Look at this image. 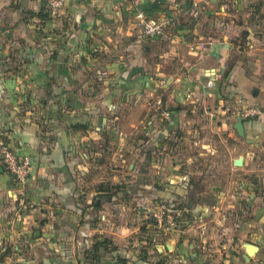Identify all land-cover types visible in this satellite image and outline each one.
Listing matches in <instances>:
<instances>
[{
  "label": "crops",
  "instance_id": "1",
  "mask_svg": "<svg viewBox=\"0 0 264 264\" xmlns=\"http://www.w3.org/2000/svg\"><path fill=\"white\" fill-rule=\"evenodd\" d=\"M137 12L173 25L163 37L139 40L132 28ZM254 107L263 116L243 123L240 138L257 144L222 151L231 174L242 163L243 177L229 184L239 186L247 219L218 264H264V180L257 194L250 177L244 180L251 172L245 154L264 149V0H66L56 17L45 0H0V130L31 168L21 187L0 164V264H81L84 249L104 239L120 250L119 231L107 225L99 203L106 182L90 177V169L104 166L105 154L119 165L129 159L133 168L141 137L145 152L160 143L165 150V141L180 136L192 139L191 148L216 153L197 125L234 130L239 111ZM172 179L168 185L183 202L181 184L192 183ZM208 189L196 196L218 199L210 208L219 213L225 194ZM150 233L142 253L147 262L189 258L178 251L191 247L180 234ZM246 244L258 248L251 257ZM193 249L200 261L203 245ZM110 257L103 253L100 264Z\"/></svg>",
  "mask_w": 264,
  "mask_h": 264
},
{
  "label": "rangeland",
  "instance_id": "2",
  "mask_svg": "<svg viewBox=\"0 0 264 264\" xmlns=\"http://www.w3.org/2000/svg\"><path fill=\"white\" fill-rule=\"evenodd\" d=\"M242 113L243 110H240L239 116ZM201 125H203V121L197 125L196 129H199L200 132L203 130V137H206L207 134L210 136V139L204 143L215 147L212 149L217 150L216 153L205 151L208 148L202 150L200 144L191 148L188 142L192 139L189 138L185 141V139H180V136H175L171 141H165L168 144L165 150H162L163 145L160 143L159 147L154 146V152H145L144 145L147 139L141 137L143 149L138 154L137 160L135 159L133 168L128 167L129 159L119 165L117 161L111 163L113 157L105 154L104 166L90 169V177H96L106 184L111 182L117 184L109 186L112 190L117 187L114 200L106 201L102 197L99 203L104 206L102 209L105 212L107 225H114L119 231L117 233L118 236H121L119 238L120 250L126 251L127 255L142 256V253L146 252V241L151 238V235H148L150 232L156 236L177 233L184 239L185 244L191 245L188 247L190 250L185 246L178 249L179 252H186L189 255V258L181 259L182 264H218V258H221V255L225 256L230 251L228 246L232 240L236 241V228L245 222L247 213L243 211L245 200L239 186L237 184L230 186L229 179L232 178L236 182V177H243V173L238 172L241 166H235L238 170L232 174L226 169L222 151L224 148L235 147L238 144L243 146L252 144L242 143L243 140L236 135L231 127L218 131L217 128L220 125H216L215 122H208L203 129H201ZM129 128L130 126H128ZM116 149L117 147L114 148V150ZM155 150L161 151L155 152ZM246 156H249L251 172L249 176H244V180L250 177L249 184H251L254 194H257L263 188L264 149L259 152L256 147L250 148L249 153L245 154ZM240 158L243 161V158ZM174 176L186 178L192 183V186L197 187L193 190V194L211 191L206 190V186L213 187L215 192L221 191L225 194V201L219 204L221 211L218 213L214 208H210L202 218L196 221H186L180 214L175 216L169 214L162 219L158 218L162 211L156 208L155 202L159 201L160 203V199L168 197L169 191L166 188ZM146 182H150L147 187H145ZM200 185H203L205 189H201ZM178 197L172 194L169 203L175 207L181 206L182 202ZM244 198L247 197L244 196ZM109 210L113 212L112 215L110 213L108 215ZM107 236L117 237L116 234ZM196 242L201 243L204 248L200 261L193 253ZM237 251L239 253L234 254L235 256L240 254L241 249L237 248ZM180 254L177 253L178 256H181ZM212 260L214 263L211 262ZM177 262L179 263L176 264H181L180 261ZM238 264H242V262Z\"/></svg>",
  "mask_w": 264,
  "mask_h": 264
},
{
  "label": "trees",
  "instance_id": "3",
  "mask_svg": "<svg viewBox=\"0 0 264 264\" xmlns=\"http://www.w3.org/2000/svg\"><path fill=\"white\" fill-rule=\"evenodd\" d=\"M248 122L253 123V122H256V120H254L253 118L243 119V123H248ZM247 143L249 144L254 143L256 145L257 139L255 138L249 139V140L247 139ZM181 186H182V189L186 192V197L181 203V206L175 207L169 203V200L172 194L179 196L178 199H180V197H183V196H180L182 194L177 188H175L174 186L168 185L166 188V190L168 189L169 191L168 197L166 199L164 198L165 200L160 199V203L159 201L158 202L156 201L155 202L157 204L156 208H159L161 211H163L165 215L174 214L175 216V215L180 214L185 218L186 221L187 220L190 221V220H197V219L202 218L205 215L208 208L216 206L218 203V199H216L215 197L208 196L206 198H200L196 196V194H193V190H195L196 187L190 185L188 182L186 183V181H185V184H181ZM116 188L117 187H115L112 190L109 187V184H105V185L101 184L99 185L98 189L100 193H104L103 195L100 194V196L103 198H106L108 196H112V195L114 196L116 193ZM262 210L264 212V208ZM193 213L197 214V216L195 215V218L192 216ZM260 215L257 216L256 218L261 219ZM152 238H154L153 235H151L149 242L152 241ZM103 253L111 256L110 259L108 260L109 264H128V263L151 264L150 262H147L146 256H144L145 254L142 256L133 257V256L127 255L126 251L117 250L116 248H111V242L107 239H104L101 242L97 241L91 246L86 247V249H84V251L82 252L83 260H79V262L81 264H100ZM187 256L189 257V255ZM156 264H164V262L159 261Z\"/></svg>",
  "mask_w": 264,
  "mask_h": 264
},
{
  "label": "built area",
  "instance_id": "4",
  "mask_svg": "<svg viewBox=\"0 0 264 264\" xmlns=\"http://www.w3.org/2000/svg\"><path fill=\"white\" fill-rule=\"evenodd\" d=\"M66 0H45L46 11L51 17H56L60 14L64 7ZM173 25L172 20L167 17L147 16L142 12H137L133 16L132 28L136 32L139 40H152L163 37L167 30ZM164 82L160 81L159 86L163 87ZM207 86L213 87L212 81H208ZM157 105L160 106L161 102L158 101ZM163 117L166 118L168 114L164 112ZM263 116L257 108L244 109L243 113L239 116L241 119L260 118ZM0 164L2 169L9 174L17 183L18 186H25L27 178L30 173L29 159L17 157L14 149L8 143L5 133L0 130ZM167 216L162 211L158 218L162 219ZM131 264V263H128Z\"/></svg>",
  "mask_w": 264,
  "mask_h": 264
},
{
  "label": "water",
  "instance_id": "5",
  "mask_svg": "<svg viewBox=\"0 0 264 264\" xmlns=\"http://www.w3.org/2000/svg\"><path fill=\"white\" fill-rule=\"evenodd\" d=\"M233 128H234V130L236 131V133H237V135L239 137L244 138V127H243V122H242L241 117H237L236 123L234 124ZM240 160L242 161L241 158H240ZM241 164L238 163V164H236L234 166L240 167ZM1 172H2V169L0 168V173ZM245 250H246L247 256L251 257V256H253V254H255V252H257L258 248L256 246H254V245L246 244L245 245Z\"/></svg>",
  "mask_w": 264,
  "mask_h": 264
}]
</instances>
